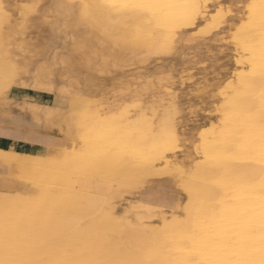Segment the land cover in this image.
<instances>
[{
    "label": "bare ground",
    "instance_id": "1",
    "mask_svg": "<svg viewBox=\"0 0 264 264\" xmlns=\"http://www.w3.org/2000/svg\"><path fill=\"white\" fill-rule=\"evenodd\" d=\"M6 1L0 0V94L31 74L34 90L56 96L51 104L27 102L31 116L73 148L56 139L18 144L15 163L25 167L0 166V264H264V0H231L235 17L220 2L209 11L210 0H54L50 27L70 30L73 49L51 64L33 60L48 41L32 43L29 21L9 27ZM195 22L201 35L222 26L213 48L226 64L210 67L211 77L194 85L205 102L202 122L192 151L179 158L188 138L175 121L173 82L166 74L146 80L133 72L127 83L111 75L185 50L176 31ZM86 23L90 31L80 34L76 27ZM102 84L159 94L110 106L105 115L93 97ZM6 147L9 141L0 140ZM158 178L180 190L174 207H119L134 190L118 185Z\"/></svg>",
    "mask_w": 264,
    "mask_h": 264
},
{
    "label": "rangeland",
    "instance_id": "2",
    "mask_svg": "<svg viewBox=\"0 0 264 264\" xmlns=\"http://www.w3.org/2000/svg\"><path fill=\"white\" fill-rule=\"evenodd\" d=\"M236 1H238V0H236ZM38 2H39V4H38ZM216 2H220L223 5V7H225V8L227 7L226 9L230 10L231 14H233L232 12L234 11V15H232V16L235 17V15L237 14V11L235 12L234 9H236V7H235L234 2L231 0H215V1L210 0L208 2L209 11H211L213 9L214 3L216 4ZM53 3H54V0H7L6 4H5L7 15H8V25H10L9 27L14 28L21 21H24V20L29 21L28 22L29 24H28L27 35H28V38L30 37L32 43L37 42L36 43L37 45H42V44H45L46 41L49 42L50 37H51V39L54 38V39L50 40L49 43L46 42L48 49L45 52H43L41 54L39 53L35 57H33V60H35V62H37V63L44 62V63L51 64L52 60L56 56H57L56 59L58 60L60 57H62L64 55H68L69 53H71L72 49H73V47H72L73 42L71 39V34L69 33L70 30L64 31L63 25H60L58 28H53L54 30L51 29V27H50L49 21H52L55 18L54 4ZM30 4H31V6H30ZM49 4H51V5H49ZM24 6L25 7L29 6V7L25 8ZM34 10H35V12H34ZM19 14H20V16H19ZM233 22H235V18L232 19V23ZM83 26H85V27H83ZM218 27L211 29L210 31H212V32L209 31L206 35H201L198 33V23L196 24V22H195V25L193 24L192 26H189L188 28L185 27V28H182V30L180 29L179 31H176L177 35H178V36L175 35L176 43L178 45H183V46L186 45V46H184L185 48L189 45L188 48L185 49L186 52H185L184 48L183 49L180 48L179 50H176V53L178 52L177 54L174 53V55L164 56V58L161 59L162 61L161 60L149 61L143 65L142 69L132 70L131 68L130 69L128 68L129 70L126 69L125 73L122 75H118V74L111 75V76H113V78L121 79L119 81H123L122 83H127V82L132 81L134 79V77H136V75H134V73L140 74L141 76L146 77V80H148V79L152 80L153 78H154L153 80H156L157 78H160V77L166 78V76H167V78H169L171 80V83L173 82V84L176 86V87L174 86V88H175V92H174L175 100H174V102L176 101L175 103L177 104V106L180 107V110H178V112L180 114L182 113V115L178 114V115H180L179 117H178V115L175 117V121L177 122V124L179 126H182V128L186 131L187 138H188V140L186 142L187 144L185 146L186 149H183V150L179 149V153L177 154L179 158L184 153L192 151V148L190 147V143H191V141L194 140L193 135L196 134L195 132L198 131V127L201 125V122H202L203 114L200 110L204 106L203 104L205 102L203 99L200 98L201 96L198 97L199 96L198 90H196V87L194 88V85L196 84V82L202 81L203 78L208 77L207 79H209L211 77L210 67H213L214 69H218L220 66L226 64V59H225L224 55H222L220 53H216L214 48H213L215 46V44H217L218 35H220V33L223 30V29H221L222 26H220L219 28ZM90 28H91L90 24L86 23L85 25L77 26L76 30L80 34H82L85 32H89ZM215 29L216 30L218 29V30L213 31ZM189 30L192 32H189ZM43 31H44V33H43ZM50 31H51V33H50ZM176 32H175V34H176ZM196 32H197V34H196ZM45 33L49 34V38L47 37L48 34L46 35ZM62 33H63V35L65 34L64 36L69 35V37L66 36V38H65L63 36L62 39L58 38V40L60 39L59 40L61 42L60 43L56 38H57V35H58V37H61ZM185 33H187V34H185ZM44 36H46V38H43ZM209 36H211V37H209ZM184 37H186V38H184ZM206 37H208V38H206ZM182 38H184V40ZM63 39L65 40V44L67 43L66 45H64V43L62 44V42H64ZM68 39H69V41H68ZM43 40H45V41L43 42ZM183 41H184V44H183ZM197 41H199V42H197ZM53 43H54V45H53ZM56 43L59 47L56 45ZM194 43H195V45H193ZM198 43H199V45H198ZM191 44H192V46H191ZM64 47H66V48L64 49ZM187 50L189 52H187ZM55 52L57 55L55 54ZM183 52H185V53H183ZM53 53L55 56L53 55ZM196 54L199 56H197ZM40 55H42V56H40ZM43 55H44V58H42ZM37 57H38V59H37ZM200 57H202V58H200ZM45 58H47V60L44 61ZM191 58H193V59H191ZM182 59H184V60H182ZM181 60L183 62L188 61L187 63H189V64H187V63L184 64L185 62L183 63ZM201 61L202 62L204 61L205 63L204 62L201 63ZM147 64H150V65L147 66ZM191 64H194V65H191ZM167 65H169V66H167ZM193 66H195L196 68H193ZM202 66H203V68H202ZM55 67L60 68L59 65H55ZM187 68H188V70H187ZM184 69H185V71H184ZM193 69H195V70H193ZM174 70H176V74H175ZM167 71H169V72H167ZM178 71H180V72H178ZM188 71H189V73L187 74ZM163 72H166V73H163ZM205 72H207V73H205ZM151 73H153V74L149 75ZM172 73H173V75L171 78L170 75ZM180 73L183 74V76ZM24 74H27V73H22L20 75V77L17 79L18 83L7 87L6 89H8V90L6 91V89H4V91H3L4 93L2 92L0 94V133H1L0 134V140H8L10 145H11V148H8V147L3 148V149L0 148V155H3V159H4V160L0 159V166L4 169L8 168L9 166L10 167H22V166H24L21 163H15V162H17V160L15 159V157L17 155L15 152L16 151L15 146H17L18 144H20L21 146L29 145L31 147H35V145H47L48 141L56 139V140L62 141V143H61L62 146L65 147L67 150H70L71 148H73L72 142L61 140L60 136L58 135V134H60V132L57 131L58 129L55 130L56 132L54 130H52L51 132L44 130L42 120L41 119H35L34 120L33 116H31L32 112L28 108L27 102L34 101L35 98L36 99L41 98L42 101L51 104L54 102L56 96L50 92H45V91L42 92V91L34 90L32 88L33 87L32 75L31 74L24 75ZM164 74H166V76ZM129 75H130V77H129ZM161 75H163V76H161ZM185 75H186V77H184ZM131 76H133V77H131ZM175 76H176V78H178L176 81H175V79H176ZM180 76L182 79H180ZM25 77L27 78V80ZM59 77L60 76H56V74H55V77L52 79L56 86H59L61 83V79H60L61 77L60 78ZM150 77H152V78H150ZM189 77L191 78V80ZM185 79H189L190 81L188 82ZM24 81H26V82L24 83ZM28 82L30 84H28ZM27 86H29V87H27ZM190 86H191V88H189ZM9 88L11 91L9 90ZM101 88H103L102 91H101ZM192 89H193V91H192ZM95 91L96 92H94L93 97L98 103L97 106L95 107V109L100 114H105V115H106V112H108V114H109V111L112 108V107L109 108L110 106L116 105L118 103L129 104V103L133 102L134 100L137 101L141 98L145 102H146V100H147V102H150L151 101L150 99H153L155 96H157L159 94L158 91H155V93H153V91H149V92L141 91L143 93H141V92L138 93L139 95L137 94V96H140L138 98L136 96V94L134 95L132 93H129V91H125V92L122 91L121 92V90L120 89L118 90L116 86H112L109 84H102L101 86L98 85L95 88ZM115 92L116 93L118 92L120 94H118V93L116 94ZM194 93H196V94H194ZM192 94H194V95H192ZM9 95H11V96H9ZM160 95L162 96L163 94H160ZM196 95H197V97H196ZM99 96H101V97H99ZM105 96L107 97L106 99H108V100L105 99ZM129 97H130V99H128ZM143 97L144 98L146 97V98L144 99ZM176 97H177V100H176ZM103 98L105 101L103 100ZM136 98H138V99H136ZM24 101H25V103H24ZM98 101H100V102L102 101L105 105L102 102H101L102 103L101 104ZM121 101H123V102H121ZM9 102H10V104H9ZM113 102H115V103H113ZM23 103L25 104V106L23 105ZM198 105H199V108H197ZM12 108H14L13 111H12ZM101 108H103V109H101ZM196 108H197V110H196ZM182 110H183V112H182ZM131 112L133 113L132 110H130V113ZM180 117H182V118H180ZM178 118H180L181 121ZM184 123L186 124V126ZM191 131H193V132H191ZM31 138H33V139H31ZM36 138H37V140H36ZM31 140H32V142H31ZM36 142H38V143H36ZM18 147H19V145L17 146V148ZM20 148H23V147H20ZM99 184H100V186H102L104 188L107 183L104 180H100ZM127 185L129 187H131L134 190V192L124 196L123 200L119 203V207H121V208L127 207V203L130 201H138V204L139 205L141 204V206L142 205L145 207L147 206V208H158L160 210L165 211V210H167L166 206L174 207L177 204V198H178L177 195L180 193V190H178L176 188L173 180H168V179H163V178L155 179L154 181L149 182L148 184H146L145 182H142V181L138 182V181L132 180V181H129L127 184L118 185V189H122V187H125Z\"/></svg>",
    "mask_w": 264,
    "mask_h": 264
},
{
    "label": "crops",
    "instance_id": "3",
    "mask_svg": "<svg viewBox=\"0 0 264 264\" xmlns=\"http://www.w3.org/2000/svg\"><path fill=\"white\" fill-rule=\"evenodd\" d=\"M15 152L18 153V150H16Z\"/></svg>",
    "mask_w": 264,
    "mask_h": 264
}]
</instances>
